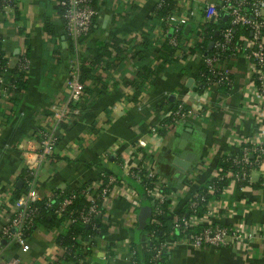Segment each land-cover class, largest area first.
Instances as JSON below:
<instances>
[{
  "label": "crops",
  "instance_id": "obj_1",
  "mask_svg": "<svg viewBox=\"0 0 264 264\" xmlns=\"http://www.w3.org/2000/svg\"><path fill=\"white\" fill-rule=\"evenodd\" d=\"M158 2L100 0L97 9L103 17L78 55L71 51L58 0H21L15 15L0 19L10 68L24 53L31 61L27 88L19 101L0 95V231L13 212L15 196L25 190L24 182L18 185L26 173L20 144L39 137L51 125L53 108L66 103L73 61L78 59L82 67L90 68L89 60L101 55L107 46L111 45L112 50L118 41L126 42L125 51L117 58L112 54L110 63L98 65L100 85L96 86L95 81L87 83V87L100 90L83 96L81 118L63 131L55 156L40 171L32 191L35 202L45 200L54 191L69 192L87 186L94 189L104 171L119 173V161L130 162L135 154L133 145L143 140L153 150V166L167 182V189L177 194L172 215H180L192 194L216 175L221 160L238 154L243 140L256 137L264 127L251 90V68L244 58L229 63L235 79L229 94L219 87L200 94L195 86L203 67L201 54L190 55L185 61L177 56L169 61L163 56L166 35L158 26ZM182 3L185 13L191 12L184 39L187 43L203 42V26L218 20L209 19L205 8L213 5L218 11L221 0ZM150 34L154 36V48L140 62L139 43ZM146 65L153 74L141 84L140 67ZM180 102L194 109H209V115L188 119L157 140L151 130ZM180 146V152L193 156L190 168L183 172L173 165ZM106 153L110 154L108 159L103 158ZM252 183L261 188L228 185L222 206L210 216L209 223L264 228V166L253 172ZM126 206L125 200L118 197L109 215L112 229L107 238L97 242L89 260L68 264H127V247L123 244L129 235L124 225ZM67 231L65 225L58 229L39 228L27 238L26 249L18 242H2L0 264H53L64 256L58 238ZM110 242L120 245L114 258L106 257ZM167 251L168 264H264V240L210 251L169 245Z\"/></svg>",
  "mask_w": 264,
  "mask_h": 264
},
{
  "label": "built area",
  "instance_id": "obj_2",
  "mask_svg": "<svg viewBox=\"0 0 264 264\" xmlns=\"http://www.w3.org/2000/svg\"><path fill=\"white\" fill-rule=\"evenodd\" d=\"M176 1L178 4L175 10L162 20L167 28V33L170 35V45L178 48L181 45L183 31L190 22L191 12L185 13L182 0ZM20 2L21 0H0V19L15 15ZM58 5L65 10V28L68 37L75 45L76 54L78 55L81 51L79 47L81 38L89 36L94 23L101 21L102 13L92 6V0H62L58 1ZM157 6H162V0H159ZM205 13L209 19L216 17L220 19L224 16L230 22V27L220 32L221 39L212 42V49L215 50V54H202L200 56L203 66L207 67L217 79V82H210V88H221L222 85H225L232 91L235 79L229 63L239 57L244 58L251 68V90L260 107L257 115L264 119V0H221L218 11L214 9L213 5H207ZM238 26L249 28L251 37L245 41L244 46L236 50V54L232 55L233 58L229 62L223 59V53L233 44L235 39L234 28ZM195 44L196 42H186L187 48L195 47ZM186 54H190L189 51ZM81 65L78 59L73 61L68 81V99L62 107L53 108L51 125L39 137L26 139L19 146L27 171L23 178L25 190L15 201L13 212L9 214L2 225L0 243L18 242L26 249V240L29 238L26 233L33 226L35 215L38 213V209L34 208L36 202L32 197V191L37 184L40 171L57 152L64 131L61 129L62 124L78 121L82 116L80 109L73 113L70 109V104L81 101L85 89L80 81L79 71ZM17 68L25 72L29 78L31 61L27 53H24L22 60L16 61L15 67L11 69L4 53L3 38L0 34V95L5 98H9L11 96L10 92L16 88L13 81L17 79ZM207 115H209V109L189 108L184 102L177 104L176 111L171 110L167 114V116H172L175 124L174 129L188 119L199 120L207 117ZM162 126L163 121L157 128L151 130V135L157 140L165 137L159 133V128ZM132 150L135 154L130 162L126 160L119 161V173L104 171L100 180L93 187L94 189L87 186L70 190L66 196L62 195V191H60L61 193L54 191L46 198L47 208L53 210L55 215L62 218L68 213L78 197L83 195L88 198L89 205L80 213L79 220L81 224L90 225L97 216L105 215V222L109 225V215L115 200L118 197L124 199L127 203L124 225L129 233L123 241V244L127 247V264H135L133 260L135 254L130 250V233L138 222L137 209L141 207L144 199L150 200L153 219L168 216L173 222L174 229L183 235L180 241L171 240L165 243L155 256L157 260L160 259L161 253L166 251L169 245L182 244L193 247L198 251H210L229 246H250L264 240V228L262 227L250 228L243 225L209 223L210 216L220 210L227 187L219 190L214 185L207 186L204 184L202 186L208 189L210 195H215L219 191L222 193V199L209 203V211L203 218L196 216L198 206L206 202V198L200 195L199 190L192 194L186 204V207L194 212L192 217L172 215L173 207L178 200L177 194L175 191L167 189V182L153 166V150L143 140L137 141ZM228 156L238 169L221 177L220 180L229 179L228 185L244 181L252 183L253 172L261 170L264 166V127L261 128L256 137L243 140L238 154ZM109 157L110 154L107 153L103 156L104 159ZM146 181H150L151 184L146 183ZM198 228L200 229L198 230ZM111 229L112 227H110ZM76 239L83 245L85 250H90L93 253L97 242L103 238L91 237L85 240L78 236ZM149 242L147 240V243ZM64 252L66 253V249H64ZM2 254L3 250L0 247V260ZM106 257L114 258L108 254Z\"/></svg>",
  "mask_w": 264,
  "mask_h": 264
},
{
  "label": "trees",
  "instance_id": "obj_3",
  "mask_svg": "<svg viewBox=\"0 0 264 264\" xmlns=\"http://www.w3.org/2000/svg\"><path fill=\"white\" fill-rule=\"evenodd\" d=\"M62 1V0H58ZM100 0H92V6L98 10V3ZM178 2L176 0H162V6L156 7V16L158 20V26H161L164 30V34L166 35V43L163 45V56L166 57L169 61L175 60V56L179 57L180 60H186L190 55L193 56L195 54H208L213 55L215 54V50L211 48L212 42H216L219 39H221L220 32L222 30H225L226 28L230 27V22L228 18L222 17L215 20H212L208 22L205 26H203L204 35H203V42H200L196 44L195 47L187 48L188 45H186L187 40L184 39V36L182 34L181 36V45L178 48L173 47L170 45V35L167 33V28L164 25L163 18L170 13H172L175 8L177 7ZM60 15L62 17L63 22L65 23L64 15L65 10L62 9V7L59 6ZM97 23L95 22L94 25L91 28V33L88 37H83L80 40L79 47L81 51H83V46L85 47V44L88 42V39L92 36L93 32L95 31V26ZM48 30L50 28L48 27ZM184 32V31H183ZM234 34L235 39L231 46L228 47V49L223 53L224 60L229 61L232 59V55L236 54V50L239 47L244 46L245 41L251 37V31L249 28H241L240 26L234 28ZM70 39V38H69ZM154 36L150 34L149 36H145L141 43H139V61L144 62L145 59L149 56L150 52L154 48ZM71 42V51L76 52L75 45L73 41L70 39ZM126 42L118 41L112 46V50H110V46L105 47L104 52L97 56L92 58V60H88L91 62L92 66L90 68L86 67H80V81L86 87V90L84 89L83 96L87 93L89 96H92L95 92H98L100 89L97 88H91L87 87V83L90 81H95L96 86L100 85L102 82V78L99 77L98 74V65H101L103 62L110 63V56L112 54L115 55L117 58L123 52L125 51V44ZM90 50V48H89ZM189 51L190 54H186V52ZM28 56V54H27ZM89 57V56H87ZM29 58V56H28ZM109 58V59H108ZM22 60V56L19 58ZM140 79L141 84H145L149 81L150 77L153 74V71L149 69V67L144 66L140 67ZM28 77L25 72L20 71L19 68H17V79L13 81V84L16 86L15 89L10 92L11 96L8 98L9 101L18 102L20 99L21 94L26 90L27 88V82ZM214 81L217 82V79L215 75H213L207 67H202L195 89L200 94H205L210 89V82ZM221 89L225 91V94H229L231 90L225 85L221 86ZM69 90V89H68ZM81 99V100H82ZM190 108V107H189ZM70 109L72 113L78 109L81 110V101L79 103H72L70 104ZM177 110V105L174 107L172 111ZM68 122V121H67ZM77 121L74 122H68L65 124H62L61 129L67 130L69 127H72L76 124ZM174 122L172 120V116H166L165 119H163V126L159 128V133L161 136H167L168 132L174 129ZM62 138V135H61ZM238 168L233 165L232 159L227 155L225 156L218 167L216 175L210 179L206 185L211 186L214 185L217 187V189L222 190L228 186L229 179L225 178L223 180H220L221 177L226 176L232 171L237 170ZM27 173V171H26ZM25 173V175H26ZM24 175V177H25ZM23 177V178H24ZM146 183L151 184L150 181H146ZM235 186H237L238 189L242 188H261V186L258 184H253L250 181H244V182H234L232 183ZM24 191H19V193L15 196V200H17ZM58 193H61L60 191ZM199 193L201 196H204L206 198L205 203H201L198 208L196 209V216L199 218H203L209 211V203L214 202L216 200L222 199V193L219 191L215 195H210L208 193L207 188H200ZM62 195L66 196L68 195L67 192H63ZM63 196V197H64ZM149 199H144L141 203V207L144 201ZM46 199L42 201H38L35 203L34 208L38 209V213L35 215L33 226L29 231H27L26 235L31 236L36 230L39 228H47V229H53V228H62L64 225L68 227V231L61 235L58 238V244L63 248L66 249V253H64V256L61 259H58L53 264H68L70 262H81V261H87L92 255V251L85 250L83 248V245L76 239V237L81 236L83 239L88 240L91 237H101V238H107L109 231H110V225H108L105 222V215L104 216H97L93 223L90 225H83L81 224L79 220V216L81 211L89 205V200L86 196L80 195L78 199L75 201L74 205L69 209L68 213L65 214L62 218L58 217L54 214V211L51 209H48L46 206ZM151 204V203H150ZM141 207L137 209V213L139 214ZM194 215L193 210H190L188 207H185L184 211L180 214V216L185 217H192ZM139 227V224L135 225L133 229H131V252H134V262L135 264H168L169 261V253L168 251H164L161 253L160 259H155V256L159 253L161 248L164 246L165 243L175 240L180 241V239L183 237L182 233L174 229V225L172 220L168 216H161L159 218L153 219L150 223V225L144 229L140 236H137V229ZM200 228H198L199 230ZM147 240L150 242L147 243ZM120 249V245L118 243L110 242L106 248L107 254L111 257H115L116 252Z\"/></svg>",
  "mask_w": 264,
  "mask_h": 264
},
{
  "label": "water",
  "instance_id": "obj_4",
  "mask_svg": "<svg viewBox=\"0 0 264 264\" xmlns=\"http://www.w3.org/2000/svg\"><path fill=\"white\" fill-rule=\"evenodd\" d=\"M227 18V17H226ZM213 44H211V47ZM187 135H185L184 139H186ZM182 146L179 147V152L175 154V158L173 160V165L178 168L181 172L187 171L190 168V164L193 161L192 155H186V152H180ZM19 186L23 185V181H20ZM153 219V211L151 208V204L148 200L144 201L141 207V210L138 215V224L139 227L137 229V236H140L141 232L146 229Z\"/></svg>",
  "mask_w": 264,
  "mask_h": 264
}]
</instances>
